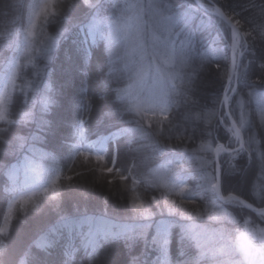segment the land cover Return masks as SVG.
<instances>
[{"label":"snow or ice","instance_id":"obj_1","mask_svg":"<svg viewBox=\"0 0 264 264\" xmlns=\"http://www.w3.org/2000/svg\"><path fill=\"white\" fill-rule=\"evenodd\" d=\"M16 5L21 9L30 7V11L27 27L22 29V41L20 30H8L3 34L6 41L3 47L13 54L4 57L0 64V146H3L5 155L17 158V164L0 165V174L7 177L6 212L0 224V264H83V261L76 260L81 250L84 258L92 264L107 241L140 237L147 242L149 235L159 252L151 264H172L169 249L176 235L179 236V254L188 257L184 264H264V144L261 143L264 141V57L252 70L253 61L247 55L252 41L264 42V4L250 0L249 4L233 5L228 10L220 0H185L184 11L179 12L173 11L164 0H114L112 15L92 17L83 43L88 42L89 36L93 45L103 41L109 75L125 74L119 81L122 86L115 88L116 101L122 106V114L132 117L128 123L134 127L116 125V131L102 137L97 144L86 145L87 151H81L82 129L86 124L81 117L77 129L81 138L76 145L77 156L83 158L84 166L95 161V167H89L90 171L114 176L121 182L124 191L131 194L134 217L141 222L112 224L103 218L95 221L85 218L89 224V240L79 247L71 243L61 244L59 238L63 233L60 228L49 229L42 238L27 244L16 240L15 207L20 205V212H26L29 204L36 209V197L48 193H51L52 201H57L61 195V180L72 181L73 177L61 176L58 171L37 163V154L40 160L49 158L48 153L36 148V142L41 138L22 136L12 129L34 118L28 107L30 103L35 104L36 92V82L30 77H40L34 53L43 54L48 59V53L63 34L61 29L56 36L50 35L47 26L68 19V13L77 7L98 12L100 5L95 0H82V4L80 0L75 3L73 0H40L30 6L16 0ZM237 7L257 11L242 21ZM194 12L207 14L218 33L227 40V50L217 48L218 55H201L198 66L193 64L188 52L192 38L184 28L176 30L178 25L190 20ZM38 23L41 28L39 39ZM245 24L249 27L245 28ZM14 31L15 40H11ZM181 35L185 38L180 39ZM211 63L216 64L222 81V98H216V107L211 111H188L184 119L193 125V133L199 122L209 126H213V122L216 126L227 125L225 139L228 143L202 139L192 149L200 165L194 186L190 188L184 180L173 184L169 176L182 167L181 151L159 145L162 139L179 143L192 141V135L185 134L187 128L181 131L183 126L174 123L172 110L182 104L195 103L192 101L194 80ZM233 97L238 99L233 100ZM18 98L23 99V106L19 109ZM252 100L256 107L249 111ZM82 107L89 110L86 105ZM204 131L207 137H212V130ZM121 139L130 145L153 148L154 152L167 158L168 163L153 167L145 162L143 170L133 163L125 174L116 167V155L105 148L107 142L118 144ZM97 145L103 154L90 155L97 151ZM187 150L186 146L182 149ZM241 153H246L250 162L259 161V175L253 171L255 182L249 181L247 194L235 191L224 182L238 169L231 164L230 170H224L222 154H225L224 159L234 160ZM21 155L23 162L19 160ZM155 158L153 155L146 161ZM114 182L108 180L109 184ZM165 212L169 219H157ZM61 220L62 226L71 232L72 222L66 217ZM204 220L210 225L196 223ZM152 229L154 234L150 232ZM56 248L60 249V259L50 261L47 257ZM189 248L194 251L190 253ZM132 264H139V258L133 257ZM144 264L149 262L144 261Z\"/></svg>","mask_w":264,"mask_h":264},{"label":"trees","instance_id":"obj_2","mask_svg":"<svg viewBox=\"0 0 264 264\" xmlns=\"http://www.w3.org/2000/svg\"><path fill=\"white\" fill-rule=\"evenodd\" d=\"M39 2L40 0H21L22 4L28 6ZM75 2L76 0H73V3ZM95 2L100 5L98 12L77 7L68 13V19L60 20L59 23L53 22L47 26V32L50 35L63 29L60 39L48 53V59H45L43 54L34 53L37 67L40 69L39 79L34 76L30 77L36 82L35 104L30 103L28 106L34 118L23 125L14 126L12 131L22 136L36 135L40 137L41 139L36 142V148L40 152L48 153L49 158L40 160L37 154V163L42 164L45 168L58 171L61 176L72 175L73 179L72 181L61 180V195L57 201H52L51 193H48L36 197V209H33L31 204L27 206L26 212L19 211L20 205L15 207L13 210L14 236L20 244L39 240L48 233L49 229L60 228L63 233L59 238L60 243L64 245L71 243L79 247L89 240L87 235L89 224L85 218H90L93 221L103 218L112 224L141 222L135 219L130 204L131 194L124 191L121 182L114 176L101 174L99 171H90L89 167L94 168L95 161L92 160L89 166H84L83 158L77 156L76 145L81 140L77 135V129L80 127L79 119L81 117L86 121L82 129L84 137L83 143L80 144L81 151H87L86 145L97 144L102 137L116 131V125L134 127L128 123L132 117L122 114L120 110L122 106L116 101L115 88L122 86L119 81L125 74L118 72L109 75L108 57L103 41H98L93 45L89 36L88 42L83 43L87 25L92 22V17L97 14L100 17H106L113 13L112 3L114 0H95ZM220 2L228 10H231L233 5L249 4L250 0H220ZM253 2L264 4V0H253ZM80 3L82 4V0ZM164 3L170 5L173 11H184L185 0H164ZM29 11L30 7L19 8L16 5V0H0V64L3 63L4 57H10L13 54L3 47L6 42L3 34L8 30H20L22 41V29L27 27ZM236 11L240 12V18L243 21L245 18H250L257 10L250 7L247 10L237 7ZM14 20L16 23H13ZM38 26L40 27L39 23ZM248 27L249 25L245 24V28ZM180 28H184L185 33L192 38L193 42L188 48V52L196 66L200 63L201 55L207 53L211 57L219 54L216 52L217 48L225 49L227 40L218 33L214 21L210 20L207 14L194 12L192 18L178 25L176 30L179 31ZM37 38H40L38 31ZM184 38L185 36L181 35L180 39ZM9 39L15 40V31ZM251 44L252 47L247 55L248 59L253 61L250 68L255 70L261 58L264 57V42L257 39ZM219 63L221 66L223 65L222 60ZM192 89V101L195 103L182 104L172 110L174 123L183 126L181 131L187 128L185 134L192 135V141L179 143L176 140L169 142L162 139L159 145V147L167 146L172 150L181 151L180 164L182 167L177 173L170 174L169 181L175 184L184 180L190 188L194 186L195 178L200 173L199 160L194 158L192 149L197 147L202 139L228 143V139H225L227 125L216 126L213 122V126H209L199 122L195 133H193V125L184 119L188 111H211L216 107V98L218 96L222 98V81L218 76L215 63L207 64L206 70L198 74ZM235 99L238 97H233V100ZM245 99L247 100L246 96ZM82 105H86L89 110L85 111ZM21 106H23V99L18 98L17 108L19 109ZM255 107V101H250L248 110L251 111ZM257 123H259L258 118ZM42 124L43 127H41ZM205 129L213 131L212 137H207ZM56 142L58 144H55ZM261 143L264 144V141ZM185 146L188 150L182 151ZM105 148L109 150L110 154L116 155V167L125 171V174H127L126 169L130 168L133 163L139 165L140 170H143L145 162L153 167L168 163L167 158L154 152L153 148L140 147V144L130 145L125 139H121L118 144L107 142ZM96 154H103L99 150V145H97L96 152L90 153L93 156ZM28 155L31 158V155ZM153 155L156 156L155 160L146 161L147 157ZM196 155L204 154L197 153ZM224 156L225 154L221 157L224 170H230L231 164H235L238 169L235 174L228 175L224 182L235 191L247 194L249 181L255 182L253 171L257 176L259 175V161L250 162L246 153H241L234 160L224 159ZM19 160L23 162V155L19 157ZM190 161L191 163H189ZM4 164L16 165L17 158L5 155L3 146H0V165ZM69 168L72 169L71 172L68 171ZM6 180L7 177L0 174V224L3 222V214L6 212ZM108 180L115 182L109 184ZM156 195L158 196L159 193ZM61 217H66L72 222L71 232L62 226ZM161 218L169 219L166 212L163 217H157V219ZM196 223L210 225L207 220ZM242 226L243 221L240 222V227L242 228ZM92 227L94 230L95 225L93 224ZM230 227L234 226L230 225ZM174 231L178 230L174 229ZM150 232L154 234V229ZM179 247V236H173L169 249L172 264H184V261L188 259L187 256L179 254ZM187 251L191 253L194 249L189 248ZM59 252V248L53 249L47 258L50 261H59ZM158 255L156 246L151 243V235L147 242L140 237H134L127 241L120 238L104 243L101 254L92 261V264H114V262L116 264L119 260H122V264H132L133 257L139 258V264H144V261L151 264ZM76 260L83 261V264H89V261L84 258L83 250L77 254Z\"/></svg>","mask_w":264,"mask_h":264},{"label":"rangeland","instance_id":"obj_3","mask_svg":"<svg viewBox=\"0 0 264 264\" xmlns=\"http://www.w3.org/2000/svg\"><path fill=\"white\" fill-rule=\"evenodd\" d=\"M37 31H38V33H40V31H41V28L39 27V26H37ZM53 36H56V34H54ZM58 39H60V36L57 38V40H56V42L58 41ZM56 44V43H55ZM53 49V48H52ZM51 49V50H52ZM55 144H58V142H56ZM114 264H115V262H114Z\"/></svg>","mask_w":264,"mask_h":264},{"label":"bare ground","instance_id":"obj_4","mask_svg":"<svg viewBox=\"0 0 264 264\" xmlns=\"http://www.w3.org/2000/svg\"><path fill=\"white\" fill-rule=\"evenodd\" d=\"M116 264H122V260H119Z\"/></svg>","mask_w":264,"mask_h":264}]
</instances>
